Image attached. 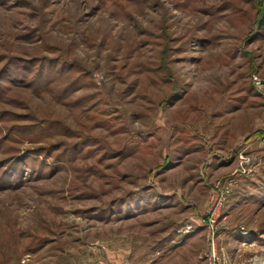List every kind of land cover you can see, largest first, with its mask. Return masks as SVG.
I'll return each mask as SVG.
<instances>
[{
  "label": "rangeland",
  "instance_id": "1",
  "mask_svg": "<svg viewBox=\"0 0 264 264\" xmlns=\"http://www.w3.org/2000/svg\"><path fill=\"white\" fill-rule=\"evenodd\" d=\"M217 183L264 264V0H0V264H210Z\"/></svg>",
  "mask_w": 264,
  "mask_h": 264
},
{
  "label": "built area",
  "instance_id": "2",
  "mask_svg": "<svg viewBox=\"0 0 264 264\" xmlns=\"http://www.w3.org/2000/svg\"><path fill=\"white\" fill-rule=\"evenodd\" d=\"M241 164L246 165L247 160H244ZM244 169L245 168H241V173H244L242 171ZM224 186L227 189H229L226 184L222 185L221 183H217L214 185L212 193H211V197L209 198V205H208V211H207L206 217H205V219L200 221L202 226L206 227V229L208 230V233H209V241H210L211 250L208 253V258L212 262L210 264H215V262H214V260H215L214 243H213L214 229H213L212 219H213V217L217 216V211L219 212V209L224 202L225 195H224V192L222 190V188H224ZM225 194H228V193L225 192Z\"/></svg>",
  "mask_w": 264,
  "mask_h": 264
}]
</instances>
